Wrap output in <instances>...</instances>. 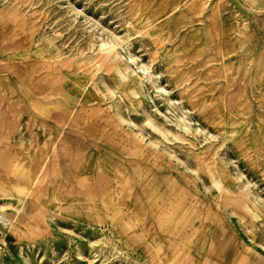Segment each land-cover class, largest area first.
Returning a JSON list of instances; mask_svg holds the SVG:
<instances>
[{
    "label": "rangeland",
    "instance_id": "1",
    "mask_svg": "<svg viewBox=\"0 0 264 264\" xmlns=\"http://www.w3.org/2000/svg\"><path fill=\"white\" fill-rule=\"evenodd\" d=\"M0 35V264H264V0H0Z\"/></svg>",
    "mask_w": 264,
    "mask_h": 264
},
{
    "label": "bare ground",
    "instance_id": "2",
    "mask_svg": "<svg viewBox=\"0 0 264 264\" xmlns=\"http://www.w3.org/2000/svg\"><path fill=\"white\" fill-rule=\"evenodd\" d=\"M196 15V14H195ZM8 32V31H7ZM1 36V35H0ZM1 39V38H0ZM101 47L100 48H102V50H103V54H104V56H105V58L106 59H108V61H112V60H114V62H115V56L114 55H112V52H113V50H109L108 48H106L105 47V44H103V45H100ZM11 49H13L15 52L16 51H18L19 49H20V46L18 45V43H16V42H11V43H9L7 46H6V48H5V52H8V51H10ZM101 50V51H102ZM13 62V61H12ZM6 63V62H5ZM15 64V63H14ZM122 81L123 82H125V83H132V84H135V83H138V81L136 80V79H134V78H132V77H122ZM130 87V86H129ZM128 87V88H129ZM129 95V94H128ZM46 96V95H45ZM48 96V95H47ZM51 96H53V95H51ZM48 97H50V96H48ZM254 134H256V133H254ZM256 137H258V135L256 136ZM41 163V162H40ZM37 171L39 172V168H37ZM41 171V170H40ZM120 171V170H119ZM55 172V171H54ZM55 182V181H54ZM122 186V185H121ZM196 199V198H195ZM195 202V201H194Z\"/></svg>",
    "mask_w": 264,
    "mask_h": 264
}]
</instances>
